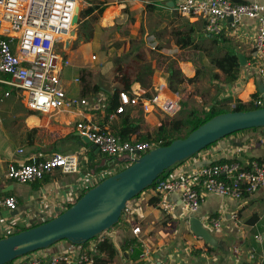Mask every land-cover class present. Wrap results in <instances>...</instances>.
<instances>
[{"label": "crops", "instance_id": "0c3cea01", "mask_svg": "<svg viewBox=\"0 0 264 264\" xmlns=\"http://www.w3.org/2000/svg\"><path fill=\"white\" fill-rule=\"evenodd\" d=\"M230 1L234 4L256 2L264 5V0ZM178 2L179 0H116L99 16V27H108L113 24L116 17H119L124 23L127 22L129 35L123 38L127 43V49L134 47L133 44H129L132 39L137 41L142 37L145 50L160 46L164 51L170 48L182 53L186 48L179 50L180 46L176 44L178 38L176 33L182 32L183 29L181 27L178 30L177 26L190 23L196 31V36L205 31L203 21L181 16L176 11ZM85 20H89V17ZM220 24V34L205 35L210 39L212 36H217V45L221 46V49H234L237 54L243 55L246 59V64L243 67L240 66L237 80L227 83L224 76L220 77L223 81L220 82V92L217 96L211 97L215 101L212 106L230 108L236 102H245L247 99L261 95L258 91L260 82L255 73L256 60L253 48L257 22L254 19L242 18L234 26H232L233 21L227 19ZM78 38L79 36L77 40ZM74 42L75 39H71L70 36L67 41V50L63 53L70 63L61 73L63 87L68 95L92 97L93 102L89 98L86 99L88 105L82 110L61 109L54 114L40 115L26 108L13 93V98L30 113L29 118L22 119L16 112L13 105L17 101H14L13 105H5L0 111L2 113L0 114V130L3 131L0 137V197L11 195L17 200L16 210H0V239L42 224L64 212L88 191L87 186L80 184L86 176L93 177L91 183L95 184L111 175L101 176L104 170L117 169L114 172L116 173L127 166V164H116L100 167L102 164H99L100 161L107 157L99 160L97 156L94 157L98 153L95 154L93 145L84 144L80 136H77L75 126L78 122H90L101 130L120 137V130L124 121H127V126L132 124L138 127L136 132L128 135V141H142L147 136L154 138L156 131L163 124L169 127L172 121L187 119L179 118L181 106L175 119L156 110L145 114L139 106H129L123 114L114 115V111L108 114L106 112L108 104L105 107L102 105L105 99L109 103L107 97H110L112 93H106L100 89L94 95L91 93L83 96L81 89L80 95L77 88L78 82H75L78 77L73 73L75 70L68 58V55L74 52L72 51ZM157 52L160 53V51ZM92 57H95L92 60H98L96 69L103 68L106 72L111 69L109 53L103 57L102 55ZM176 65L184 77L188 79L194 77L193 62L180 59L176 60ZM66 69H70L71 74H64ZM91 72L92 75L96 74L94 69H91ZM215 73L220 75L221 72L215 70ZM107 76L114 85H117L114 81L115 74L109 72ZM167 77L166 72L154 70L148 90L142 88L137 82L132 85L136 89L139 88L145 96H150L155 89L161 88L164 93L169 94L172 91L167 86ZM244 90H247V93ZM3 94V92L0 94L1 98ZM6 99L9 97L3 98L0 104ZM193 100L195 104L201 106L200 96H194ZM8 110L12 111L7 112ZM3 114L9 119L7 122ZM11 114L15 116L11 117ZM16 143L17 147H15ZM54 153L77 154L80 163L79 173L63 174L56 170L43 179L23 185L14 183L5 176L7 166L10 164L19 166L32 159H46ZM220 160H234L244 169L250 161H263L264 128L226 137L188 159L169 174L175 176L178 173H189ZM83 163H86L87 167L84 166L82 170ZM95 166H98V169H95ZM164 203L173 205L169 215L162 211L161 205ZM190 217L198 219L212 233L220 246L210 247L202 239L194 237L188 228ZM33 219L35 222L30 225L29 222ZM212 220H219L220 226L217 229L212 227ZM136 226L140 227L138 236L132 234V229ZM112 230L116 234L115 244L108 238L115 248V255L112 258L96 251V245L106 239L104 236L91 240L84 246L60 241L47 249L40 250V253L47 257L68 253L72 260L71 264H75L77 256L85 252L99 257L104 264H264V187L251 195L244 194L240 199L206 193L200 207L192 214L181 207L178 194L158 195L154 188H150L130 201L128 210L124 212L119 223ZM130 240L138 242V249L141 252L139 256H133V246L127 244ZM143 254L147 256L141 258ZM21 262L20 258L11 264Z\"/></svg>", "mask_w": 264, "mask_h": 264}, {"label": "built area", "instance_id": "2783aa9c", "mask_svg": "<svg viewBox=\"0 0 264 264\" xmlns=\"http://www.w3.org/2000/svg\"><path fill=\"white\" fill-rule=\"evenodd\" d=\"M77 1L0 0V86L7 88L3 98L14 93L26 108L40 115L54 114L61 109L72 111L87 107L86 98L68 95L61 78L63 69L70 64L63 53L67 50V41L73 29L72 20ZM176 11L181 16L203 21L204 31L208 35L220 34V23L229 16L232 17V26L242 18L256 20L253 45L255 73L264 88V5L256 2L234 4L230 0H179ZM78 81L75 79V82ZM244 91L247 93V90ZM3 98L0 97V102ZM247 100L236 102L230 109L238 104L259 108L264 104L262 94ZM129 106H139L145 114L156 110L170 118L181 108L178 93L167 94L161 88L155 89L150 96H145L133 85L129 90L118 92L114 115L125 113ZM75 129L80 137H86L91 145L98 148V153L107 158L128 155L134 160L161 145V141L123 140L86 121L78 122ZM79 167L77 154L54 153L46 159H32L19 166L10 164L5 176L8 180L23 185L40 180L56 170L63 174H77ZM92 178L86 176L80 184L87 186L86 190H89L101 181L92 184ZM262 187L264 160H253L247 164L246 169L237 162H224L208 164L189 173H178L175 176L168 174L153 188L158 195L178 194L181 207L192 214L198 210L206 193L240 199L244 194L251 195ZM161 206L163 213L168 215L173 209L171 203ZM1 209L16 210V198L11 195L0 197ZM127 210L128 206L125 211ZM211 225L217 229L220 222L212 220ZM132 234L138 236L140 227H134ZM146 256L147 254H143L141 258ZM21 259L25 264L72 263L68 253L47 257L36 251ZM74 263L93 264V258L86 252L80 253Z\"/></svg>", "mask_w": 264, "mask_h": 264}, {"label": "water", "instance_id": "95a60500", "mask_svg": "<svg viewBox=\"0 0 264 264\" xmlns=\"http://www.w3.org/2000/svg\"><path fill=\"white\" fill-rule=\"evenodd\" d=\"M79 17L80 9L76 7L73 27L78 25ZM226 19L232 21L231 16ZM72 31L70 35L74 34ZM236 56L239 66L243 67L246 64L245 57L241 54ZM100 88L113 94L114 90H106L103 86ZM258 91L264 98L261 83ZM259 128H264V104L257 109L215 115L185 138L175 139L167 146L154 147L137 159L131 160L128 155L104 158L100 167L116 164L127 166L98 182L53 219L1 238L0 264H9L60 241L81 246L104 236L115 244L116 234L112 229L119 223L131 200L210 145L234 133ZM80 138L84 144H89L86 137ZM92 149L95 154L98 153L97 147L92 146ZM34 222L35 219L29 224ZM188 228L194 237L202 239L210 247L220 246L212 233L195 217L188 219Z\"/></svg>", "mask_w": 264, "mask_h": 264}, {"label": "rangeland", "instance_id": "374dc122", "mask_svg": "<svg viewBox=\"0 0 264 264\" xmlns=\"http://www.w3.org/2000/svg\"><path fill=\"white\" fill-rule=\"evenodd\" d=\"M114 1L116 0H78L76 2V7H78L79 5L78 8L80 9V11H82L92 4L98 3L107 8L110 7ZM99 24V16L98 14H94V16L89 17L88 24H86L84 27L80 26L79 23L78 25L74 26L72 29L74 31V34L70 35L71 38L75 39V42L72 49V51L74 52H71L68 55V58L74 67L75 72L73 73L79 79L77 88L80 95L81 89L83 91L84 87H86V92L88 93V95L92 93V88L94 86L98 87L99 91L101 89V86H103L104 89L110 91L118 89L119 84L114 85L113 82L108 79L107 73L112 72V74H115V68L120 64L125 66L129 65L130 67L135 69V72L132 73V77H135L137 75V71L140 70L141 67L146 66L148 70L143 68L144 72L140 76V80L141 82L146 84L144 89L148 90L150 87V77L152 76L154 70L166 72L167 66L170 62L174 61V66L177 67L176 60L186 59L195 64L194 76H196V78L192 84L183 85L181 90L179 91L181 98L180 106L182 107L179 118H188V115L191 111L195 112L197 116L201 117L205 115L207 111L212 107L215 101L212 100L211 97L213 95L217 96L219 94L220 82L222 81L220 77H222L223 75L221 73L220 75L215 73L216 69L210 63V59L213 56L222 55L223 49H221V46L213 44L211 40L205 35L206 33L201 32L197 36L195 33L193 37L194 46H192L191 48H186L185 51H182V53L170 48H167L164 51L160 46H157V48L154 49L145 50V44L142 41V37L137 41L132 39V42L130 41L129 44H133L134 47L127 49V43L125 40H123L124 37H128L129 35V32L127 30V22L124 23L123 20H121L119 17H116L113 24L108 27L100 28ZM177 27L178 30L182 27V32H185L187 29L186 25H179ZM78 36L79 40H77ZM179 50H181L180 47ZM157 51H160V53H158ZM108 53L110 57L109 62L111 69L108 72L99 67L96 69L98 60H92V56L96 55L101 57L102 55L103 57ZM137 57H141L142 60L140 62H137ZM91 69H94L96 74L92 75ZM64 74H71V70L66 69L64 71ZM215 74L217 75L216 77L214 76ZM6 89L7 88L5 87L0 88V94L7 91ZM194 96H200L202 98L201 106L194 103ZM13 97L14 95L12 94L9 99H6V101L0 104V111L3 110V107H5V105H13V102L17 101ZM85 98L87 100L89 98L91 102L94 101L92 97ZM103 103V107L108 104L106 99ZM13 106L22 119L29 118L28 115H30V113L27 110H24L23 106L18 101ZM10 111L12 110H8L7 112ZM177 114L173 117V119L176 118ZM10 116L13 117L15 116V114H11ZM4 117L6 118L5 121L7 122L9 119L6 116ZM16 119L20 120V118L17 117ZM12 121H15V119H12ZM187 132L188 130L184 129L180 134L176 136H186ZM2 135L3 131L0 130V137H2ZM170 136H172L171 133H166L164 135V137L167 138ZM15 147H17V143L15 144ZM96 156L98 160L104 157V155L100 153L94 155V157ZM84 166L87 167V164H82V170ZM116 170L117 169H106L103 171L101 176L113 174Z\"/></svg>", "mask_w": 264, "mask_h": 264}, {"label": "trees", "instance_id": "16d2710c", "mask_svg": "<svg viewBox=\"0 0 264 264\" xmlns=\"http://www.w3.org/2000/svg\"><path fill=\"white\" fill-rule=\"evenodd\" d=\"M104 10H105V7H103L101 4L95 3V4H92L91 6L87 7L86 9L80 11L79 25L84 27L86 24H88V20H85L86 18L92 17L94 14H98V16H101ZM186 26H187V29L185 32H179L178 31L176 33V35L178 36V39H176V44L179 45L181 49L191 48L192 46H194L193 45L194 44L193 37H194L196 31L190 23H188V25H186ZM210 40L213 44L218 43L217 36H212V38ZM236 55H237V53L234 49L227 48V49H223L222 55L213 56L210 59V63L212 64V66L216 70H218L219 72L222 73V75L224 76V79L227 83H232V82L236 81L238 78V73H239L241 67L239 66L238 59H237ZM134 58H136V57H134ZM137 58L139 60V61L137 60V62H140L142 60L141 57H137ZM174 65H175V62L173 61V62H170L169 65L167 66V70H166V73L168 75L167 86L172 92L179 93L182 86L185 84H192L195 81L196 76L188 79V78L184 77V75L181 73V71L177 67H175ZM143 68L147 69L146 66L141 67V69L137 71V75L135 77H132V73L135 72V69H133L129 65L125 66V65L120 64L115 68L114 81H115V83L119 84V88L116 89L110 97H108L109 103H108V106L106 108V112L108 114L112 113L115 110V108L117 107V94L119 91L129 90L130 86L135 82L139 83L142 88H145L146 84H144L140 80V76L144 72ZM214 76L216 77L217 75L215 74ZM98 92H99V88L94 86L92 88V95H94ZM82 95L83 96L88 95V93L86 92V87L83 88ZM257 108H259V107H252V106L246 107L245 105H241V104L236 105V107L234 109H230V108H226V107L212 106L207 111V113L204 115L203 118L197 116V114L195 112H192L186 120L172 121L170 123L169 127L167 125H164V124L161 125L158 128V130L156 131L154 138H150L147 136L142 141H161L160 146H167L175 139L185 138L190 132L195 130L197 127H199L200 125H202L203 123H205L206 121H208L209 119L214 117L215 115H218L221 113L232 112V111H247V110H252V109H257ZM137 129H138V127L134 126L132 124L127 126V121H124L123 127L120 130L119 136L123 140H128L127 139L128 135L133 134L134 132L137 131ZM184 129L188 130L186 136H176V135L180 134L181 131ZM250 130H256V129H250ZM245 131H249V130H245ZM240 132H244V131H240ZM240 132L234 133L232 135H236ZM166 133H171L172 136H170L168 138L164 137V135ZM232 135H230V136H232ZM212 145H210L209 147H211ZM224 162H236V161H234V160H229V161L220 160L217 162H213L211 164H216V163L218 164V163H224ZM154 186H155V184L152 185V187H150V188H153ZM127 244L129 246H133V256H139L140 255L141 252L138 249V245H139L138 242H136L135 240H130V241H128ZM96 251L98 253H105L107 256H109L111 258L115 255V248H114L113 244L107 238L104 239L103 241L99 242L96 245ZM88 254L90 255V253H88ZM92 258H93V264H104V261L101 260L99 257L92 256ZM11 263H13V262H11ZM20 264H25V263L21 262Z\"/></svg>", "mask_w": 264, "mask_h": 264}, {"label": "flooded vegetation", "instance_id": "af4514ba", "mask_svg": "<svg viewBox=\"0 0 264 264\" xmlns=\"http://www.w3.org/2000/svg\"><path fill=\"white\" fill-rule=\"evenodd\" d=\"M102 163V160L100 161V163L99 164H101Z\"/></svg>", "mask_w": 264, "mask_h": 264}, {"label": "bare ground", "instance_id": "6f19581e", "mask_svg": "<svg viewBox=\"0 0 264 264\" xmlns=\"http://www.w3.org/2000/svg\"><path fill=\"white\" fill-rule=\"evenodd\" d=\"M78 5V4H77ZM78 7H79V5H78ZM72 39V38H71Z\"/></svg>", "mask_w": 264, "mask_h": 264}]
</instances>
